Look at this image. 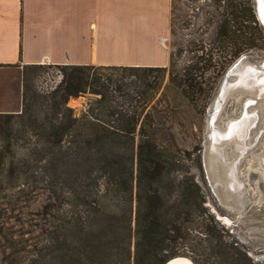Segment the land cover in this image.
<instances>
[{
	"label": "trees",
	"instance_id": "1",
	"mask_svg": "<svg viewBox=\"0 0 264 264\" xmlns=\"http://www.w3.org/2000/svg\"><path fill=\"white\" fill-rule=\"evenodd\" d=\"M199 9L205 15L196 27L200 37L176 43L168 66L55 65L63 83L49 95L32 97L30 71L44 65L24 68L22 111L0 118L22 119L24 133L36 137L29 153L36 162L12 167L9 174L26 177L32 188L51 196L36 214L33 255L22 262L5 250L1 262L164 264L187 255L196 264H248L208 204L197 175L206 183L200 148L184 149L173 136L160 137L151 109L143 116L150 91L162 86L167 72L169 86L193 102L205 101L230 62L261 48L264 33L254 0H205ZM106 68L136 79L113 84L99 71ZM86 91L99 96L77 116L67 99ZM5 189L1 183L0 192ZM26 194L18 191L20 199ZM1 235L0 248H17L14 237Z\"/></svg>",
	"mask_w": 264,
	"mask_h": 264
},
{
	"label": "rangeland",
	"instance_id": "2",
	"mask_svg": "<svg viewBox=\"0 0 264 264\" xmlns=\"http://www.w3.org/2000/svg\"><path fill=\"white\" fill-rule=\"evenodd\" d=\"M203 3L205 0H172L171 32L165 41L170 52V59L172 52L177 47L176 43L181 42L185 45L189 39L200 37V31H196V27H200L205 16L199 9ZM261 28L264 33V25L261 24ZM207 35H210V31L204 34L206 37ZM245 53H252L254 59H264V41L261 48L251 49L242 54ZM182 59L185 60L186 56H182ZM232 62L217 75L210 96L201 102H193L183 96L177 88L169 86V72H167L162 86L157 90L150 91V103L143 113L144 116L150 109L153 111L161 127L160 137L173 136L176 143L184 149L199 147L202 164L208 108ZM99 71L104 74V78L112 81L113 84L119 80L129 84L136 79V76L120 68H106L99 69ZM63 77L62 69L55 65L32 68L30 71V96L32 97L34 94L49 95L53 90L60 87L64 80ZM128 90H131V94L133 93L132 87H129ZM98 96L99 94L89 91L80 92L78 95L69 96L67 105L73 109L75 115L79 116L88 109L91 102ZM236 107L232 110H236ZM252 110V108L249 109V111ZM29 133H24V125L20 117L0 118V167L5 169V172L0 175V184L3 183L6 186V189L0 192V233L10 238L14 237L17 241V250L21 246L27 248L17 251V253L14 248H0V264H6V262H1L5 250L6 254L14 252L22 259V262L33 255L34 246L37 237H39L36 214L42 210L51 196L47 189L32 188L33 183H27L26 177L14 178L13 175L9 174V169L12 167H21L26 162L32 164L36 162L34 158L29 157L30 150L36 144V137H32ZM227 148L229 149V147ZM259 150L262 151L263 149ZM1 153H3V157H1ZM197 175L208 195V204L216 214L220 224L228 232L226 238L229 241H237L240 249L249 257L248 264H264V209L253 208L254 204L251 203L240 214L220 203L209 185L205 170L206 183L202 181L199 172ZM22 188L27 194L20 199L18 191ZM239 216L241 217L238 218ZM224 217H229L232 222L228 223ZM0 240L4 242L2 235ZM182 256L192 259L187 255Z\"/></svg>",
	"mask_w": 264,
	"mask_h": 264
},
{
	"label": "crops",
	"instance_id": "3",
	"mask_svg": "<svg viewBox=\"0 0 264 264\" xmlns=\"http://www.w3.org/2000/svg\"><path fill=\"white\" fill-rule=\"evenodd\" d=\"M172 0H0V113L27 65L167 66Z\"/></svg>",
	"mask_w": 264,
	"mask_h": 264
},
{
	"label": "bare ground",
	"instance_id": "4",
	"mask_svg": "<svg viewBox=\"0 0 264 264\" xmlns=\"http://www.w3.org/2000/svg\"><path fill=\"white\" fill-rule=\"evenodd\" d=\"M259 8L264 15V0H259ZM243 66L230 78L229 84L222 85L206 127L209 157L222 179L221 190L236 192L235 199L241 204L240 207L246 202L257 206L264 204V59H247ZM244 68L247 69V74ZM243 81L246 83L240 85ZM250 85H254V88H245ZM235 106L236 110H232ZM250 108L253 110L249 111ZM209 126L216 129L210 135L207 134ZM218 132L223 138L215 141L214 135ZM217 186L219 185L215 184ZM224 219L228 223L232 222L229 217ZM168 264L195 263L189 257L181 255Z\"/></svg>",
	"mask_w": 264,
	"mask_h": 264
},
{
	"label": "water",
	"instance_id": "5",
	"mask_svg": "<svg viewBox=\"0 0 264 264\" xmlns=\"http://www.w3.org/2000/svg\"><path fill=\"white\" fill-rule=\"evenodd\" d=\"M255 8H256V14H257L258 20L261 22L262 25H264V15L262 14V11L259 8V0H255ZM247 59L248 60H256V59H254L252 53H245V54H241L239 57H237L232 62V64L228 67L224 77L222 78V80H221V82L217 88V91L214 95V98H213V100H212V102L208 108L207 122H209L210 113L212 112V110H214L213 108L215 106V103H216L217 99L219 98V93H220V90L222 88V85L224 83H227V84L230 83V78L235 74V72L239 68L244 67L243 64L247 61ZM243 70L245 71L246 74L248 73L246 68H244ZM259 82L257 81L258 84H262L261 82L260 83ZM244 83H246V81H243L240 85H244ZM254 85L253 86L250 85V86H247L245 88L248 90L249 89L251 90L254 88ZM216 111H217V108L215 110V113H216ZM244 115H243V117H244ZM252 115H254V114H252ZM247 116H249V114H247ZM243 117L241 116L240 119H242ZM257 122H258V120H257ZM212 130L214 132L216 131V129H214L212 126H209V128L207 130V134L210 135ZM224 132H227V130ZM222 138H223L222 134H219V132L215 133V135H214L215 141H219ZM217 145H220V144H217ZM203 165H204V170H205L209 185L211 186V188L214 192V195L218 198L220 203L232 208L233 210H235L237 212L243 211L250 204L249 202H246L243 205V207L242 206L240 207L241 204H239L235 199V196L237 195L236 192L229 191L228 189H222L221 190V184H223L222 179L218 175V171H216V169H214L215 168L214 164L212 163V161L210 160V157H209V138L205 139V142H204ZM232 168L234 169V167H232ZM215 184H218L219 186L215 187ZM224 185H225V183H224ZM253 208H258V209L263 210L264 204L260 205V206L254 205ZM176 257L169 259L164 264H168L171 260H173Z\"/></svg>",
	"mask_w": 264,
	"mask_h": 264
}]
</instances>
